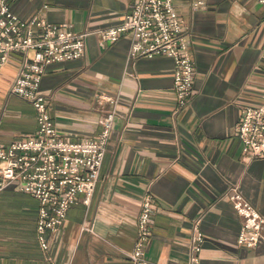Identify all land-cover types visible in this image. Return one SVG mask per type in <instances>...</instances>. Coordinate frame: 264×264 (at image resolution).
Returning a JSON list of instances; mask_svg holds the SVG:
<instances>
[{
  "label": "crops",
  "instance_id": "1",
  "mask_svg": "<svg viewBox=\"0 0 264 264\" xmlns=\"http://www.w3.org/2000/svg\"><path fill=\"white\" fill-rule=\"evenodd\" d=\"M134 0H8L22 20L85 33L81 58L48 66L39 90L59 137L93 139L111 108L115 117L97 185L37 241V201L9 185L0 191V264H131L136 218L148 190L155 211L148 264H187L193 227L203 236L200 264H264V245L237 244L243 222L230 201L239 193L264 218V159H244L236 124L244 106L264 102V6L254 0H173L194 62L190 98L178 108L167 56L130 58V37L103 41ZM22 56L0 68V146L36 132L31 104L9 93ZM84 227L88 228L84 229ZM264 231V225H263Z\"/></svg>",
  "mask_w": 264,
  "mask_h": 264
},
{
  "label": "built area",
  "instance_id": "2",
  "mask_svg": "<svg viewBox=\"0 0 264 264\" xmlns=\"http://www.w3.org/2000/svg\"><path fill=\"white\" fill-rule=\"evenodd\" d=\"M254 1L264 6V0ZM192 8H204V0H193ZM97 33L107 42L129 36L130 58L160 55L171 58L172 89L177 106L183 108L188 103L194 62L183 20L173 0H134L119 24ZM85 35L73 32L70 26L51 24L40 13L22 20L11 12L8 0H0V68L7 64L12 54L22 56L9 93L29 102L36 119L34 136L0 146V191L12 185L37 201L36 235L43 251L48 248L47 234L60 228L67 210L77 202L78 196H83L86 202L94 192L115 117V100L102 97L111 108L99 120V133L91 140L64 141L48 114V97L39 90L48 66L83 56ZM235 129L243 158L264 159V102L244 106ZM230 201L243 219L237 244L246 248L264 245V218L239 193L233 192ZM155 209L153 197L146 190L136 218V236L128 254L131 264H148L146 246L151 235L150 218ZM202 242L203 236L195 225L187 264H200L198 253ZM45 264L55 262L46 257Z\"/></svg>",
  "mask_w": 264,
  "mask_h": 264
}]
</instances>
